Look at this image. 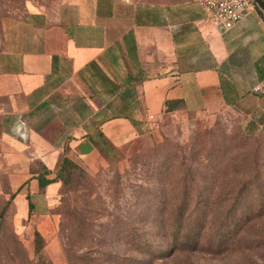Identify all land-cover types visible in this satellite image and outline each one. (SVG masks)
Returning a JSON list of instances; mask_svg holds the SVG:
<instances>
[{"label": "crops", "instance_id": "1", "mask_svg": "<svg viewBox=\"0 0 264 264\" xmlns=\"http://www.w3.org/2000/svg\"><path fill=\"white\" fill-rule=\"evenodd\" d=\"M263 79L258 8L230 29L192 0H61L5 18L0 183L17 193L14 226L52 224L61 182L39 181L64 158L109 160L136 140L155 142L183 113L228 109L245 135L264 136V96L251 92Z\"/></svg>", "mask_w": 264, "mask_h": 264}, {"label": "rangeland", "instance_id": "2", "mask_svg": "<svg viewBox=\"0 0 264 264\" xmlns=\"http://www.w3.org/2000/svg\"><path fill=\"white\" fill-rule=\"evenodd\" d=\"M60 1L0 0V34L5 18ZM166 123L155 142L136 140L88 165L72 161L49 209L52 224L14 226L17 193L1 182L0 264H264V136L245 135L228 109L203 117L183 113ZM1 128L0 120V135ZM219 197L230 201L217 208ZM234 202L222 223L217 211ZM183 210L186 226H250L246 246L154 259L152 253L167 249L165 232ZM35 232L43 238L38 246Z\"/></svg>", "mask_w": 264, "mask_h": 264}, {"label": "trees", "instance_id": "3", "mask_svg": "<svg viewBox=\"0 0 264 264\" xmlns=\"http://www.w3.org/2000/svg\"><path fill=\"white\" fill-rule=\"evenodd\" d=\"M72 164L73 162L70 159L64 158L55 178L51 180L39 181V187L43 189L51 183L62 182L63 179H65V177H63V174L66 173L68 166H71ZM246 188H247V183L244 182L242 186H240L239 192H242ZM240 195L238 196V198L241 197ZM233 198L234 201L237 199V197H233ZM228 201H230V198H220V197L217 198V208L222 207V205L224 206L225 205L224 203ZM235 202L228 208H225L223 212H222L223 208L221 210V213L217 211V219L219 220L223 219L224 221L222 223H225L229 219V212H231V210L233 209ZM30 210H31V204L29 203V211ZM189 215L193 216V214H189ZM185 218H186V213L184 212V210L183 212L175 215L176 225L170 226L171 228L170 229L168 228L169 230L167 229V231L165 232L166 236L169 238L168 247L165 250L155 251L154 253L151 252L152 256H154V259L165 260L166 258L174 257L175 255H183V254L190 255L194 252H198V253L216 252L217 255H219L234 251L235 246L237 244L243 243L242 245L246 246L245 243L249 239L250 226H224V224H222L221 226H217V228L214 230H208L206 228L207 226L184 225L183 223ZM245 220L247 221L246 217ZM161 229L163 230L164 227H161ZM206 234H209L210 238L207 242H204L203 239ZM34 235H35L36 246H38L37 243L38 240L42 241L43 238L38 232H35ZM213 237L215 238L214 241L211 240ZM37 251H38V247H37Z\"/></svg>", "mask_w": 264, "mask_h": 264}, {"label": "built area", "instance_id": "4", "mask_svg": "<svg viewBox=\"0 0 264 264\" xmlns=\"http://www.w3.org/2000/svg\"><path fill=\"white\" fill-rule=\"evenodd\" d=\"M207 16L220 22L225 29L232 28L249 12L257 9L253 0H192ZM251 92L264 96V79L251 88Z\"/></svg>", "mask_w": 264, "mask_h": 264}, {"label": "water", "instance_id": "5", "mask_svg": "<svg viewBox=\"0 0 264 264\" xmlns=\"http://www.w3.org/2000/svg\"><path fill=\"white\" fill-rule=\"evenodd\" d=\"M257 8L264 12V2L262 0H253Z\"/></svg>", "mask_w": 264, "mask_h": 264}]
</instances>
